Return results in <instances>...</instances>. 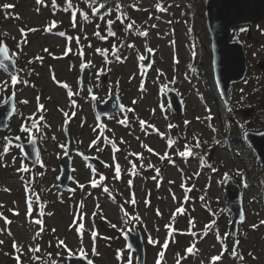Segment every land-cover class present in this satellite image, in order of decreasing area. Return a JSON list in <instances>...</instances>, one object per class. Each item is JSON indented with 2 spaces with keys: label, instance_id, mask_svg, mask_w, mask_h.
I'll list each match as a JSON object with an SVG mask.
<instances>
[{
  "label": "rangeland",
  "instance_id": "obj_1",
  "mask_svg": "<svg viewBox=\"0 0 264 264\" xmlns=\"http://www.w3.org/2000/svg\"><path fill=\"white\" fill-rule=\"evenodd\" d=\"M83 1L91 3H78L83 5ZM164 1L137 0L125 13L112 12L103 19L99 29L108 38L106 47L92 36L93 26L87 25L85 31L76 13L54 11L49 0L39 4L37 0H0V12L8 14L0 25V38L16 60H24L23 64L32 68L27 79L18 74L15 85V76L0 69V104L15 93L18 109V115L9 121L8 133L0 131V153L8 147L0 158V264H17V256L20 264H68L69 257L77 256L94 264H137L124 239L127 230L135 227L145 242L146 264H158V260L159 264H177L178 260L179 264H211V258L221 253L215 264H264V170L259 169L254 152L242 137L224 145L216 134L220 119L231 116L230 122H239L241 132L264 131V72L259 68L264 62V22L250 29V41L244 29L232 31L234 40L245 43L249 75L244 84L232 87V106L222 101L216 106L205 72L211 70V60L207 59L210 45L202 20L187 7L166 8ZM5 4L13 7L5 9ZM122 14L130 18L125 20ZM109 20L119 25L118 34H110ZM53 21L56 27L51 28ZM132 21L133 27L125 30ZM61 32L65 35H59ZM144 32L146 36L141 34ZM125 42L126 48L114 56ZM68 48L71 50L65 54ZM148 49L153 64L146 71L143 61ZM86 68L92 72V92L80 85ZM171 88L182 99V121H177L165 97ZM111 91L119 96L125 114L100 121L94 100L103 104ZM250 108L253 115L245 117L244 111ZM26 121L35 127L24 124ZM22 124L31 131L22 132ZM69 125L77 151L71 154L72 180L59 194L58 161L67 149ZM145 126L156 132H147ZM8 135L24 141L36 137L51 169L45 172L41 160L34 167L19 147L8 142ZM197 142L201 144L199 154L191 155ZM84 156L97 158L106 167L98 169ZM205 159H211L212 165L204 166ZM133 163L135 175L131 174ZM116 164L121 169L119 179L114 178ZM22 167L31 174L32 184L21 179ZM229 179L243 189L245 220L239 225L237 239L231 236L232 216L226 210L225 183ZM133 193L134 205L129 203ZM37 220L42 224L35 223ZM81 223L83 228L78 231ZM41 227L44 231L36 236ZM149 236L158 243H149ZM58 240L67 248L58 245ZM166 240L168 248L164 250ZM14 241L22 246L19 251L13 248ZM192 244L197 250L189 254L186 249ZM30 247L39 251H29Z\"/></svg>",
  "mask_w": 264,
  "mask_h": 264
},
{
  "label": "water",
  "instance_id": "obj_2",
  "mask_svg": "<svg viewBox=\"0 0 264 264\" xmlns=\"http://www.w3.org/2000/svg\"><path fill=\"white\" fill-rule=\"evenodd\" d=\"M206 27L211 40L212 52V73L216 91L220 99L227 106L232 104L231 88L234 85L243 83L249 72L248 57L245 45L240 40H234L232 31L236 28L252 27L264 21V0H206L205 3ZM112 32L118 34L119 25L111 24ZM6 46L8 49L7 58L0 52V68H4L8 73L17 76V65L11 56L6 41L0 39V48ZM153 64L152 53L147 51L146 59L143 62L145 70H149ZM264 71V62L260 64ZM92 72L90 68L83 70L81 75V85L93 90L91 82ZM166 98L177 121L184 118V105L176 91L168 90ZM95 111L99 120L104 117H111L117 113H125L121 105L119 96L114 92L110 93L109 98L102 104L94 100ZM115 104V106H114ZM16 102L11 95L5 103L0 105V131L8 132L9 120L15 116ZM254 110L244 112L246 117H251ZM147 132L155 133L156 130L145 126ZM68 140L67 154L59 161L61 169L59 194L68 189L72 180V159L71 154L77 151L76 141L73 135V127L70 125L66 131ZM244 138L255 153L261 168L264 170V132L254 133L245 132ZM8 141L13 146L20 147L29 162L34 166L41 159L40 149L36 138L23 142L19 137L7 136ZM85 160L92 163L98 169H104L106 165L97 158L85 157ZM209 165L212 160L207 159ZM225 195L227 198V210L232 214L231 234L237 238L239 224L244 222L245 213L243 208L242 189L232 179L225 183ZM126 240L128 247L136 254L138 264H146V247L142 234L138 228L134 232L127 231ZM88 259L84 256L72 257L68 259V264H88ZM93 264V263H92Z\"/></svg>",
  "mask_w": 264,
  "mask_h": 264
},
{
  "label": "trees",
  "instance_id": "obj_3",
  "mask_svg": "<svg viewBox=\"0 0 264 264\" xmlns=\"http://www.w3.org/2000/svg\"><path fill=\"white\" fill-rule=\"evenodd\" d=\"M91 3L88 4L86 2L83 1V5L80 3H78V0H71V3L73 5V7L68 8L67 11H65L64 9L67 8V3L66 0H56V5L57 7H52L50 6V8H52L54 11L56 10H61V11H65L66 15H74L75 14L78 18V21L81 22L83 24V27L86 31L87 29V25L89 26H93L94 27V32L92 33V36L96 39V40H100L103 41L105 43V46L108 47V38L103 35H101V30L99 29V26L102 22L103 19H106L108 16H110L112 14V12H123L129 9H132L133 5L135 4L134 2L137 0H95V2L93 3V0H90ZM165 3H163L164 5H166L167 7H171V6H177V7H187L189 8L191 11L196 12L195 15H198L197 17L200 18L202 20V31L205 32L206 39L210 44V40H209V36H208V32H207V28L205 25V14H204V9H205V0H165ZM52 3V0H49V4ZM100 4H104L103 8H99ZM117 5H119V10H117ZM94 8H97L98 11H93ZM186 13V12H185ZM7 15L4 12H0V25L4 23V21L7 19ZM87 16V19H84V17ZM103 17V18H101ZM128 18L129 15H127ZM245 31H247V41H250L251 38L248 36L250 30L249 29H244ZM96 33H99V35H96ZM128 43V42H127ZM126 42L115 52L114 56L120 54L122 52V50L124 48H126L125 45H128ZM102 47H104L102 45ZM208 54H207V58H211V51L210 48L208 50ZM20 57V55H19ZM24 60L22 61L21 59L17 60V65H18V72H19V76L22 74L23 76H25V79H27L29 76H31V70L32 68H30L27 64V66H25L24 64ZM208 70V69H206ZM210 83V82H209ZM209 93L211 98L214 101V105H218L220 104L219 101L217 100V95L215 90L213 89V84L210 83L209 85ZM231 116V114H230ZM232 116L231 117H223L221 118L220 122H221V126L220 128H218L216 134H218V140L217 141H221L224 143V145H228L232 142V140L234 138L237 137H242V133L241 132V127L239 122L235 121L234 124L232 122H230L232 120ZM233 134V135H232ZM201 146V144L199 143V147ZM200 150L198 147H196V145H194L192 147V154L191 155H197L199 154ZM253 156L255 157V155L253 154ZM193 157V156H192ZM256 159V157H255ZM257 162V161H256ZM42 163L44 165V169L45 172L50 170V159L49 157H47L45 155V153H43L42 151ZM258 165V163H257ZM259 167V166H258ZM259 169L261 170V168L259 167ZM22 172V171H19ZM42 174V178L46 176V173ZM25 173V175H24ZM31 174L29 172H23V177L21 178L22 180H25L26 183H31ZM176 248H179V245L176 243Z\"/></svg>",
  "mask_w": 264,
  "mask_h": 264
},
{
  "label": "snow or ice",
  "instance_id": "obj_4",
  "mask_svg": "<svg viewBox=\"0 0 264 264\" xmlns=\"http://www.w3.org/2000/svg\"><path fill=\"white\" fill-rule=\"evenodd\" d=\"M94 2H95V0H93V3H94ZM37 3H38V4H39V3H42V0H37ZM66 3H67V8L64 9L65 11H67L68 8L73 7V5H72V3H71V0H66ZM52 5H53L54 8L57 7V5H56V0H52ZM3 7H4L5 9H8V8L13 7V5L5 4V5H3ZM103 7H104V4H100V5H99V8H103ZM119 7H120V6L117 5V10H119ZM133 7H135V5H133ZM156 7H157L159 10H163V9L160 8V5H159V4H157ZM93 11H98V9H97V8H94ZM122 15H124V19H125V20L128 19V17L126 16V14H122ZM17 18H18V17H17ZM101 18H103V17H101ZM84 19H87V16H85ZM117 19L120 20V17L118 16ZM120 22L123 23L124 21L121 20ZM113 23H114V21H111V20L108 21V24H109V25H111V24H113ZM134 24H135L134 21H132L131 23L127 24V25L125 26V30L132 28ZM72 26H73V27L76 26V24H75V20L73 21V25H72ZM54 27H56V22H55V21H53L52 24H51V28H54ZM153 27H155V25H153ZM51 28H45V31H50ZM20 31H21L22 35L25 34V30H24V29H21ZM28 31H36V29H29ZM110 34H111V35H115L116 33H114V32H110ZM141 34L146 36V35H147V32H144V33H141ZM59 35L64 36L65 33L61 32V33H59ZM96 35H99V33H96ZM77 43H79V40H78V39H77ZM19 46H20V45L18 44V47H19ZM130 46H131V45H130ZM70 50H71V49L68 48V49L66 50L65 54H67V51H70ZM45 51H47V50H45ZM96 51H97V52H101L100 49H96ZM148 51L151 52L152 50H151V49H148ZM0 52L3 53V55L5 56V58H7L8 49H7L6 46L0 48ZM80 55L83 56V52H82V51L80 52ZM37 59H40V58L37 57ZM117 59H119V57H117ZM141 59H144V57H141ZM177 62H178V61H177ZM87 64H88V65H91V61H88ZM18 82H19V81L17 80L16 77H12V83H13V85H15V84L18 83ZM25 83H26V82H25ZM58 83H59V82H58ZM62 86H64V87L67 88V85H66V84H64V85H62ZM13 95H15V93H13ZM69 95H72L71 91H69ZM21 103H25V104H26L27 101H21ZM133 103H135V101H133ZM42 108H43V105H40V109H42ZM128 111H133V109H128ZM67 115H68V114L65 113V116H67ZM29 119H31V118H29ZM41 119H43V117H41ZM121 122L124 123L125 121H121ZM140 123H141V125H143L145 122H144V121H140ZM186 123H187V122H186ZM33 127H35V123L33 124ZM21 131H22V132H30L31 129H30L29 127H25V126L22 124V125H21ZM6 139H7V138H6ZM17 139H19V137H17ZM53 139H55V137H53ZM122 142H123V141H122ZM96 143H97L96 141H93V144H96ZM61 147H64V146L62 145ZM113 147H115V144H113ZM145 147H146V146H145ZM196 147H199V142H197ZM97 150H101V149H99V147H98ZM148 151H149V152H152V149L149 148ZM7 152H8V147L5 146V147H4V152H3V153H0V158H2V156H3L4 154H6ZM65 154H67V153L65 152ZM130 155H137V156L139 157L140 154H130ZM180 155H181V156H184V155H186V153H180ZM161 158L163 159V158H165V157H161ZM14 159H15V158H14ZM114 159H115V157H114ZM149 167H151V165H149ZM20 170H21V171H25V172L28 171V169L25 168V167H22ZM159 171H160L159 169H156L157 174H159ZM131 174H132V175L137 174V173H136V165H135L134 163L132 164V172H131ZM120 175H121V169H120V166H119V164H116V166H115V176H114V178H115V179H119V178H120ZM101 179H103V177H101ZM154 179H155V177H154ZM91 183H92V186H93V187L97 186V185H96V181L93 180ZM131 183H132V182H131V180H130V181H129V185H131ZM81 187H83V185H81ZM5 190L8 191V189H5ZM174 198H175V197H174ZM129 203H131V204H133V205L136 203V201H135V194H134V193L132 194V198H131V200L129 201ZM145 203L147 204L148 201H145ZM0 207H2V205H0ZM177 211L183 213V209L178 208ZM16 214H18V213H16ZM157 214H159V211H157ZM0 217H2V213H0ZM4 219H5V222H6V223H10V221H7V218H4ZM80 219L82 220V219H83V216H81ZM137 219H139V217H137ZM173 219H174V217H173ZM35 223H37V224H42V221L37 220V221H35ZM189 223H190L193 227L195 226L194 223H193L192 221H190ZM214 223H215V222L213 221V222H211L210 224L206 225L205 227H206L207 229H211ZM261 223L264 224V221H261ZM112 227H116V225H112ZM166 227H168V226L166 225ZM253 227H255V225H254ZM82 228H83V224L81 223V224L79 225L78 231H79L80 229H82ZM43 231H44V228L41 227L40 231L36 233V236H39V235H40V232H43ZM53 231H55V229H53ZM9 234H11V233H9ZM205 235H207V232H205ZM96 236H97V233H96L95 231H93V232H92V237H93V239H95ZM35 238H36V237L34 236L33 239H35ZM81 242H82V240H81ZM149 243H151V244H156V243H158V241L153 240L152 237L149 236ZM236 243H238V241H237ZM0 244H3V241H2V240H0ZM58 245H62L64 248H67V245L64 243L63 240H58ZM20 247H22V246H21V245H17V243H16L15 241L13 242V248H15L17 251L20 250ZM167 248H168V242H167V240H166V241L162 244V249L166 250ZM194 250H197L195 244L190 245V246L186 249V251H187L189 254H192V253L194 252ZM29 251H39V248H32V247H30V248H29ZM69 251H71V250H69ZM81 252H83L82 249H81ZM92 252H93L94 255L96 254V251H95V243H93ZM222 254H223V253H221V255H217V256L212 257V258H211V264H215L216 261H219V260L221 259ZM250 255H251V253H250ZM163 256H164V251L162 250L160 253H158V257L162 258ZM240 258L243 259V257H240ZM16 260H17V264H20V257H19V256L16 257ZM88 264H92V261L89 260V261H88ZM158 264H159V260H158ZM177 264H179V260L177 261Z\"/></svg>",
  "mask_w": 264,
  "mask_h": 264
}]
</instances>
